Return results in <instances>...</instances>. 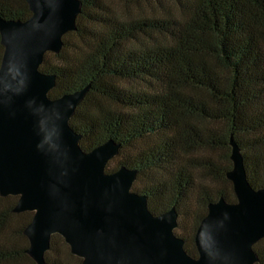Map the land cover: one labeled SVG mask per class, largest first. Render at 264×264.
I'll return each mask as SVG.
<instances>
[{"label": "trees", "instance_id": "trees-1", "mask_svg": "<svg viewBox=\"0 0 264 264\" xmlns=\"http://www.w3.org/2000/svg\"><path fill=\"white\" fill-rule=\"evenodd\" d=\"M79 1L75 30L38 66L55 76L47 95L89 83L68 120L79 147L88 151L108 138L119 143L116 156L127 155L117 166L136 170L131 190L146 196L153 214L173 206L180 238L178 217L189 211L183 248L195 256L193 233L207 203L219 196L235 201L224 175L229 137L248 183L264 186V0H151L146 10L120 14L108 0ZM29 15L24 0H0L1 18ZM108 165L106 172L117 168ZM16 198L0 196V264H35L22 233L32 212H13ZM252 247L254 264H264V236ZM44 264L80 258L51 234Z\"/></svg>", "mask_w": 264, "mask_h": 264}, {"label": "water", "instance_id": "water-1", "mask_svg": "<svg viewBox=\"0 0 264 264\" xmlns=\"http://www.w3.org/2000/svg\"><path fill=\"white\" fill-rule=\"evenodd\" d=\"M24 20L0 17V196H16L13 212L31 211L22 233L25 253L44 264L58 234L80 264H254L252 245L264 236V186L253 188L238 145L229 137L225 171L235 201L208 202L194 233L195 256L175 235L173 206L153 214L131 190L136 170L105 171L119 143L108 138L88 151L68 120L89 88L48 97L55 76L39 71L75 30L79 0H24Z\"/></svg>", "mask_w": 264, "mask_h": 264}, {"label": "rangeland", "instance_id": "rangeland-1", "mask_svg": "<svg viewBox=\"0 0 264 264\" xmlns=\"http://www.w3.org/2000/svg\"><path fill=\"white\" fill-rule=\"evenodd\" d=\"M110 2V4L112 5V7L117 11V13H123V11H127L128 13L134 12L137 9L136 8H141L143 10H146L149 7V4H153V1H139V2H135L133 0H108ZM68 41L71 44H75L77 43V38L74 35H69L68 37ZM65 51H69L68 49H66ZM53 53V52H50ZM53 61V60H52ZM127 152H123V154L121 156H116L114 155L112 158H110L108 160V166L113 168L116 167L118 165V161L122 160L126 157ZM118 167V166H117ZM224 190L227 191L228 190V186L227 184L223 185ZM0 203H2L0 201ZM182 214L179 215L178 217V224L180 226V230L179 233L182 236V238H188V236L190 235L191 232V224L193 221L192 216L190 215L189 211L187 213V211H184V209L181 211ZM56 242L59 243V239L56 238L55 239Z\"/></svg>", "mask_w": 264, "mask_h": 264}]
</instances>
